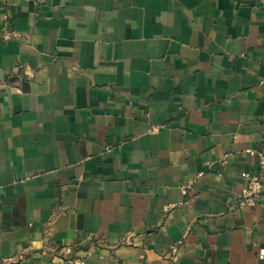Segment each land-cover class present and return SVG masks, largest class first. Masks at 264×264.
Here are the masks:
<instances>
[{
    "label": "crops",
    "instance_id": "obj_1",
    "mask_svg": "<svg viewBox=\"0 0 264 264\" xmlns=\"http://www.w3.org/2000/svg\"><path fill=\"white\" fill-rule=\"evenodd\" d=\"M263 77L264 0H0V261L264 264Z\"/></svg>",
    "mask_w": 264,
    "mask_h": 264
},
{
    "label": "built area",
    "instance_id": "obj_2",
    "mask_svg": "<svg viewBox=\"0 0 264 264\" xmlns=\"http://www.w3.org/2000/svg\"><path fill=\"white\" fill-rule=\"evenodd\" d=\"M261 84H264V77L260 80ZM157 128L153 127L152 132L156 131ZM247 152L256 157L258 165L261 170H264V152L258 150L248 149ZM241 177L244 179L245 184L243 190L238 195V206H255L259 203L263 188L264 181L261 172H243ZM260 255H263V250L260 251ZM0 264H19V261L14 258H9L4 261H0ZM68 264H87L86 258L71 256L68 259Z\"/></svg>",
    "mask_w": 264,
    "mask_h": 264
}]
</instances>
